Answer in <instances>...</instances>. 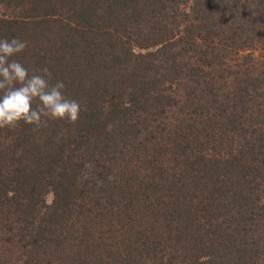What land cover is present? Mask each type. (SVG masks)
<instances>
[{"label": "trees", "instance_id": "1", "mask_svg": "<svg viewBox=\"0 0 264 264\" xmlns=\"http://www.w3.org/2000/svg\"><path fill=\"white\" fill-rule=\"evenodd\" d=\"M0 7L80 104L0 128V264H264V0Z\"/></svg>", "mask_w": 264, "mask_h": 264}, {"label": "clouds", "instance_id": "2", "mask_svg": "<svg viewBox=\"0 0 264 264\" xmlns=\"http://www.w3.org/2000/svg\"><path fill=\"white\" fill-rule=\"evenodd\" d=\"M26 48L27 41L0 39V128H15L23 122L38 130L51 120L76 122L80 104L64 95L66 86L62 81L50 83L51 72L46 67L29 74L22 63L12 59ZM91 167L90 163L85 164V168ZM82 177L89 179L87 172Z\"/></svg>", "mask_w": 264, "mask_h": 264}, {"label": "rangeland", "instance_id": "3", "mask_svg": "<svg viewBox=\"0 0 264 264\" xmlns=\"http://www.w3.org/2000/svg\"><path fill=\"white\" fill-rule=\"evenodd\" d=\"M2 12H3V11H2V9H1V7H0V14H1ZM53 199H54L53 194H49V195H47V197H46V202H47V204H52Z\"/></svg>", "mask_w": 264, "mask_h": 264}]
</instances>
